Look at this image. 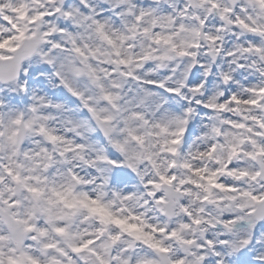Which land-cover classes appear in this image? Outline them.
<instances>
[{
    "label": "snow or ice",
    "instance_id": "snow-or-ice-1",
    "mask_svg": "<svg viewBox=\"0 0 264 264\" xmlns=\"http://www.w3.org/2000/svg\"><path fill=\"white\" fill-rule=\"evenodd\" d=\"M0 264H264V0H0Z\"/></svg>",
    "mask_w": 264,
    "mask_h": 264
}]
</instances>
